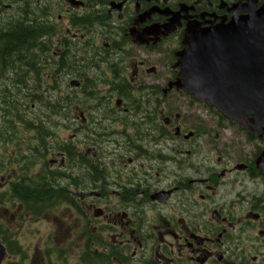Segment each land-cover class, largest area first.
Masks as SVG:
<instances>
[{
	"label": "flooded vegetation",
	"instance_id": "obj_1",
	"mask_svg": "<svg viewBox=\"0 0 264 264\" xmlns=\"http://www.w3.org/2000/svg\"><path fill=\"white\" fill-rule=\"evenodd\" d=\"M261 10L264 0H0V32L19 33L17 61L37 75L23 84L68 100L13 119L0 109V207L35 196L71 209L88 264H264V117L243 126L206 110L203 127L190 110L201 103L175 86L193 31L242 34ZM6 54L0 72L15 63Z\"/></svg>",
	"mask_w": 264,
	"mask_h": 264
},
{
	"label": "water",
	"instance_id": "obj_2",
	"mask_svg": "<svg viewBox=\"0 0 264 264\" xmlns=\"http://www.w3.org/2000/svg\"><path fill=\"white\" fill-rule=\"evenodd\" d=\"M263 21L261 10L246 18L242 34L235 29L228 33L226 28L193 31L196 42L185 43L178 54L181 78L175 83L177 88H184L194 98L241 123L245 124L247 113H251L257 124L264 117ZM259 166L264 173V154ZM3 256L0 244V262Z\"/></svg>",
	"mask_w": 264,
	"mask_h": 264
},
{
	"label": "rangeland",
	"instance_id": "obj_3",
	"mask_svg": "<svg viewBox=\"0 0 264 264\" xmlns=\"http://www.w3.org/2000/svg\"><path fill=\"white\" fill-rule=\"evenodd\" d=\"M190 110L196 112L194 115H200L203 127L209 124L205 107L194 105ZM225 133L230 135L228 131ZM24 206L25 209L18 203L17 208L0 207V227L16 235L27 252L23 264H47L56 260L55 255L63 257L66 264H83L79 260L83 248L80 234L85 233V227L84 224L79 226L71 209H41L34 213L33 209Z\"/></svg>",
	"mask_w": 264,
	"mask_h": 264
},
{
	"label": "trees",
	"instance_id": "obj_4",
	"mask_svg": "<svg viewBox=\"0 0 264 264\" xmlns=\"http://www.w3.org/2000/svg\"><path fill=\"white\" fill-rule=\"evenodd\" d=\"M34 18V17H33ZM29 19V18H28ZM25 32V31H24ZM19 33H12V35L7 38L4 37V34L0 32V63H2L3 58H5L4 54H6V58L15 62V66L7 69L6 67L1 71L4 74L7 73L8 76H5L4 79L0 80V108L8 112L13 118V111H18L21 109H47V110H61L66 109L68 105V100L66 97L60 96L55 88L56 86H44V91L42 95L38 92H41L42 84H35V82L27 80L26 84H23L25 80L29 77L37 78V75H32L31 69H28L21 62L17 61V57L20 54H24V51L20 53V50L23 46L22 40L20 36H17ZM22 35V33L20 34ZM28 35V34H23ZM39 38V31L36 33H32L31 36L27 37V39L31 41H37ZM6 61V60H4ZM58 87V86H57ZM49 90L50 95L45 96L44 94ZM51 91V92H50ZM212 110L211 107H209ZM13 186L16 187V190L12 193L10 199L19 200L21 195H25L22 190H19V182H13ZM34 187V185L32 184ZM32 187V188H33ZM27 190V189H26ZM23 192V193H20ZM20 193V194H18ZM35 194V192H34ZM34 197H30V200ZM0 202H2V195H0ZM16 243V242H14ZM14 248L16 249L17 254H22L19 251V245L14 244ZM13 246H10V252L13 254L14 252L11 250ZM63 258V257H62ZM83 261V259H81ZM84 262V261H83Z\"/></svg>",
	"mask_w": 264,
	"mask_h": 264
}]
</instances>
